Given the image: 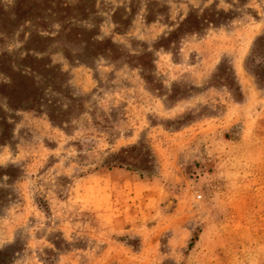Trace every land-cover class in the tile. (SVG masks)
Instances as JSON below:
<instances>
[{
  "label": "rangeland",
  "instance_id": "374dc122",
  "mask_svg": "<svg viewBox=\"0 0 264 264\" xmlns=\"http://www.w3.org/2000/svg\"><path fill=\"white\" fill-rule=\"evenodd\" d=\"M12 3L0 0V264H264V0H94L98 38L147 48L162 87L131 63L53 52L85 106L63 124L6 105ZM204 10L217 24L157 45ZM220 62L241 98L211 82Z\"/></svg>",
  "mask_w": 264,
  "mask_h": 264
},
{
  "label": "trees",
  "instance_id": "16d2710c",
  "mask_svg": "<svg viewBox=\"0 0 264 264\" xmlns=\"http://www.w3.org/2000/svg\"><path fill=\"white\" fill-rule=\"evenodd\" d=\"M94 5V0H13L8 13L12 26L8 35L21 45L4 53L3 73L7 81L1 84L6 88L2 95L11 112L35 111L57 124L84 112L83 98L69 91L66 72L53 63V52L86 65L97 58L131 63L139 68L141 77L151 89L162 87L154 74L153 54L147 48L139 53H125L112 40L98 38ZM211 24H217V11L189 12L176 28L160 38L157 45L168 48L181 34L197 33ZM17 26L22 30L16 32ZM263 42L264 37L258 36L253 41L252 52H258ZM252 58L249 57L251 63ZM251 70L260 80L259 72ZM210 80L214 85L227 87L232 98L242 97L230 64L220 62Z\"/></svg>",
  "mask_w": 264,
  "mask_h": 264
},
{
  "label": "built area",
  "instance_id": "2783aa9c",
  "mask_svg": "<svg viewBox=\"0 0 264 264\" xmlns=\"http://www.w3.org/2000/svg\"><path fill=\"white\" fill-rule=\"evenodd\" d=\"M200 197H201V195H200V194H198V195H197V198L199 199Z\"/></svg>",
  "mask_w": 264,
  "mask_h": 264
}]
</instances>
